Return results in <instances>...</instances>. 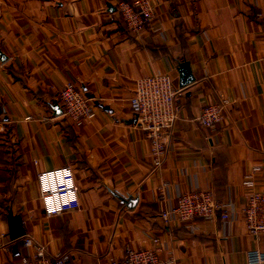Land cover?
I'll list each match as a JSON object with an SVG mask.
<instances>
[{
  "label": "crops",
  "instance_id": "0c3cea01",
  "mask_svg": "<svg viewBox=\"0 0 264 264\" xmlns=\"http://www.w3.org/2000/svg\"><path fill=\"white\" fill-rule=\"evenodd\" d=\"M118 1L0 0V264L33 253L10 237L11 215L71 264H106L123 257L124 242L149 248L154 236L168 264H242L247 249L264 250V234L249 233L243 217L196 218L190 232L159 215L156 189L167 201L179 189L232 194L239 208L248 193L240 176L259 165L253 189L264 190V0H157L142 35L128 30ZM182 60L193 80L179 86ZM156 73L170 75L178 108L159 167L129 103L136 79ZM67 81L92 106L78 126L52 109ZM212 103L224 118L209 127L199 117ZM61 165L79 205L46 214L36 173Z\"/></svg>",
  "mask_w": 264,
  "mask_h": 264
},
{
  "label": "built area",
  "instance_id": "2783aa9c",
  "mask_svg": "<svg viewBox=\"0 0 264 264\" xmlns=\"http://www.w3.org/2000/svg\"><path fill=\"white\" fill-rule=\"evenodd\" d=\"M157 4V0H120L117 10L131 33L149 34L153 30L151 22ZM175 93L168 73L144 75L136 79L135 92L129 101L136 121L143 128L144 136L149 142L148 154L156 167L162 164L166 154L164 130L171 127L177 117ZM57 98L61 115L75 126L92 115L90 98L72 81L63 84L57 92ZM223 108L224 105L220 103L206 104L200 114V122L210 127L222 121ZM28 118L30 116L26 117ZM260 170L261 166L255 165L241 174V182L248 188V193L245 204L239 208L232 194L217 200L207 189H179L175 199L167 201L163 186H159L156 196L163 201L159 215L164 220L175 217L190 232L198 229L196 218L217 217L226 223L229 219L243 217L249 233L264 234V190L253 189L256 174ZM36 181L41 205L46 214L78 207L77 187L73 171L68 165L38 171ZM20 237L24 245L33 248L31 256L22 258L23 264H71L69 252L49 254L43 245L36 243L30 236L23 233ZM151 241L152 246L149 248L133 247L129 242H124L123 257H109L106 264H168L165 257L166 244L158 236L152 237ZM242 264H264V250L247 249Z\"/></svg>",
  "mask_w": 264,
  "mask_h": 264
},
{
  "label": "water",
  "instance_id": "95a60500",
  "mask_svg": "<svg viewBox=\"0 0 264 264\" xmlns=\"http://www.w3.org/2000/svg\"><path fill=\"white\" fill-rule=\"evenodd\" d=\"M0 59H4V56L0 53ZM177 72H178V84L179 86H184L190 83L193 80V76L191 74L190 66L188 61L182 60L177 64ZM52 109L55 113H61V108L59 104H53ZM134 202V200H131ZM20 216L14 215L9 216L7 219L8 223V233L10 237H18L24 233L23 226L20 223Z\"/></svg>",
  "mask_w": 264,
  "mask_h": 264
}]
</instances>
